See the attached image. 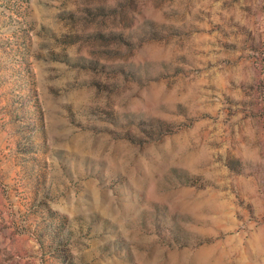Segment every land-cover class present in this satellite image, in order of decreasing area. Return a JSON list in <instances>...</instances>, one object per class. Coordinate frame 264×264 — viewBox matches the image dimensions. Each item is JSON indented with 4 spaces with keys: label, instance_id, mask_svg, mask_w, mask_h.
Instances as JSON below:
<instances>
[{
    "label": "rangeland",
    "instance_id": "374dc122",
    "mask_svg": "<svg viewBox=\"0 0 264 264\" xmlns=\"http://www.w3.org/2000/svg\"><path fill=\"white\" fill-rule=\"evenodd\" d=\"M0 264H264V0H0Z\"/></svg>",
    "mask_w": 264,
    "mask_h": 264
}]
</instances>
